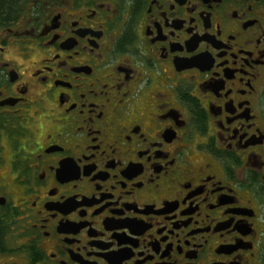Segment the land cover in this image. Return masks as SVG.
Returning a JSON list of instances; mask_svg holds the SVG:
<instances>
[{"label":"flooded vegetation","instance_id":"flooded-vegetation-1","mask_svg":"<svg viewBox=\"0 0 264 264\" xmlns=\"http://www.w3.org/2000/svg\"><path fill=\"white\" fill-rule=\"evenodd\" d=\"M0 264H264V0L0 19Z\"/></svg>","mask_w":264,"mask_h":264},{"label":"trees","instance_id":"trees-1","mask_svg":"<svg viewBox=\"0 0 264 264\" xmlns=\"http://www.w3.org/2000/svg\"><path fill=\"white\" fill-rule=\"evenodd\" d=\"M21 0H0V19L10 16Z\"/></svg>","mask_w":264,"mask_h":264}]
</instances>
